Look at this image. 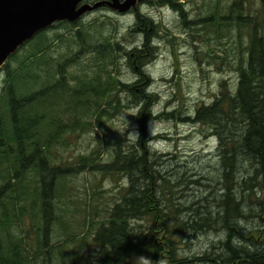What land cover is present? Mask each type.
I'll return each instance as SVG.
<instances>
[{
  "label": "trees",
  "instance_id": "1",
  "mask_svg": "<svg viewBox=\"0 0 264 264\" xmlns=\"http://www.w3.org/2000/svg\"><path fill=\"white\" fill-rule=\"evenodd\" d=\"M179 1L145 0L178 11L189 29L202 21L225 47L222 61L238 74L235 84L223 80L211 103L181 120L216 140V167L203 178L206 183L197 181L206 195L183 201L184 175L169 176L165 158L150 147L146 122L152 120L158 96L148 89L151 76L145 67L157 57L161 24L137 11L128 29L131 38L140 39L134 45L114 38L115 29L105 22L89 24L92 14L58 22L24 44L0 74V264H53L56 249L76 243L74 233L53 244L52 224L61 221L54 200L61 198L67 181L86 169L129 178L109 216L95 222L91 241L100 256L90 264H135L140 256L155 262L162 255L163 264H264V0H211L207 14L188 21ZM249 3L258 6L252 11ZM57 28L62 31L52 33ZM87 55L93 64L85 70ZM125 59L134 74L131 83L120 78ZM113 89L114 101H108ZM119 93L138 106L135 143L126 148V135L115 136L106 141L115 147L109 163H98L103 151L98 147L69 164L63 157L69 149L66 136L77 127L94 126L89 116L97 115L99 122L104 115L120 114L127 102L122 104ZM175 118L174 112L166 117ZM212 232L218 241L209 249L185 254V240ZM77 242L73 264H79L85 240Z\"/></svg>",
  "mask_w": 264,
  "mask_h": 264
},
{
  "label": "rangeland",
  "instance_id": "2",
  "mask_svg": "<svg viewBox=\"0 0 264 264\" xmlns=\"http://www.w3.org/2000/svg\"><path fill=\"white\" fill-rule=\"evenodd\" d=\"M178 3L186 12V20L190 17L193 20L194 18L199 20L209 12L208 8L212 4L211 0H180ZM250 6L253 11L258 4L252 3ZM137 11L149 14L163 28V36H160L156 43L157 57L145 67L151 76L148 89L158 96V101L151 113L152 120L146 122L150 147L158 156L165 158L164 169L169 176L181 178L184 175L188 187L185 190L186 183L181 187L186 195L183 201H197L206 195L205 188L198 185V182L206 183L203 178L209 176V172L216 167L217 145L213 137L207 136L208 133L200 132L201 127L181 120L191 116L195 107L200 104L211 103L223 80H227L230 85L235 84L238 74L229 67L227 60L222 61L226 54L225 47L220 41L214 39L215 35L207 25L205 26L201 21L193 29H189L182 24L178 11H174L169 6L152 7L143 0L136 8L125 14L115 12L109 7H102L87 15L92 14L89 24L93 20L105 22L107 28L115 29L112 33L114 38L123 44L135 45L140 42V39L139 37L131 38L128 29L134 25ZM59 31L62 29H53L52 33ZM246 32L248 31L243 33L244 37ZM248 39L246 37V40ZM211 49L215 53H212ZM57 50V48L53 50L54 55L57 54ZM92 64L91 55H87L82 60L85 70ZM110 69L109 66L108 70ZM93 70L88 73L93 75ZM75 71L77 74L81 73L79 66L75 67ZM119 71L123 82L131 83L134 80V74L127 65L126 59L122 60ZM1 84L0 76V88ZM115 93L117 91L113 89L107 100L114 101ZM119 97L122 104L127 102V107L123 108L120 114L113 118L104 115L99 122L95 121L97 115L89 116L94 126L77 127L74 133L70 132L66 136L65 142L69 145V149L63 157L69 164H77L81 155L90 154L98 147L103 149L98 163H109L113 158L111 153L115 147L107 144L106 141H115V136L126 135L127 141L124 143L126 148L135 143L139 135V124L134 119L138 111L137 103H132L131 97L126 96L125 93H119ZM102 102L105 101L102 100ZM178 110H181L180 115ZM172 112L176 118L166 119ZM160 115L162 117L155 118ZM57 157L60 158V156ZM128 182L127 176L124 179L112 178L100 175L96 171L89 172L88 169L80 171L67 181L66 190L61 198L54 200L61 221L59 223L55 221L52 224L53 244L64 240L69 235L78 234L77 241L85 240L82 243V253L78 263L90 264L91 260L95 261L100 256V249L91 241V236L97 229L95 222L104 221L109 216V209L118 200L121 189L126 187ZM91 215H94L93 227L89 222L90 218L93 219ZM25 221L27 225L30 224V220L25 219ZM77 241L56 249L53 264H73L75 249L80 244ZM217 241L218 234L212 232L207 236L190 237L184 241L182 247L186 255H197L209 249L211 244ZM161 260L166 262L164 255L161 256ZM135 264H142V260L138 258Z\"/></svg>",
  "mask_w": 264,
  "mask_h": 264
},
{
  "label": "water",
  "instance_id": "3",
  "mask_svg": "<svg viewBox=\"0 0 264 264\" xmlns=\"http://www.w3.org/2000/svg\"><path fill=\"white\" fill-rule=\"evenodd\" d=\"M142 0H0V71L34 36L58 22L73 23L102 7L125 14Z\"/></svg>",
  "mask_w": 264,
  "mask_h": 264
},
{
  "label": "clouds",
  "instance_id": "4",
  "mask_svg": "<svg viewBox=\"0 0 264 264\" xmlns=\"http://www.w3.org/2000/svg\"><path fill=\"white\" fill-rule=\"evenodd\" d=\"M140 259L142 260V264H163L162 260L153 262L152 260L145 258L143 256H140Z\"/></svg>",
  "mask_w": 264,
  "mask_h": 264
}]
</instances>
